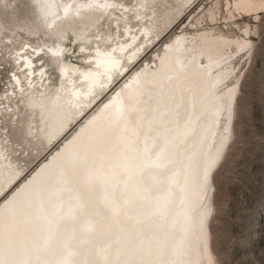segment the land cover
Segmentation results:
<instances>
[{
    "label": "bare ground",
    "instance_id": "1",
    "mask_svg": "<svg viewBox=\"0 0 264 264\" xmlns=\"http://www.w3.org/2000/svg\"><path fill=\"white\" fill-rule=\"evenodd\" d=\"M33 1L51 29L82 11L117 10L121 33L83 32L79 37L92 42L79 49L83 64L65 56L70 46H49L59 63L51 91L40 64L44 49L26 42L17 49L33 89L27 102L38 116L30 132L42 135L47 155L28 173L1 146L0 261L199 264L200 175L217 130V89L230 77L225 47L233 40L200 32L187 49L176 36L151 61L146 53L173 25L152 36L141 1ZM236 9L259 15L264 0H239ZM127 11L136 26L118 25ZM12 81L23 89L17 73Z\"/></svg>",
    "mask_w": 264,
    "mask_h": 264
},
{
    "label": "rangeland",
    "instance_id": "2",
    "mask_svg": "<svg viewBox=\"0 0 264 264\" xmlns=\"http://www.w3.org/2000/svg\"><path fill=\"white\" fill-rule=\"evenodd\" d=\"M118 1L130 7L143 3L147 11L143 10L142 23L150 26L152 36L173 25L146 53L151 61L176 36L187 49L199 43L200 32L233 40L225 47L224 66L230 77L217 89V130L202 162L194 246L199 264H264V9L259 15L239 13V0ZM116 15L117 10L104 16L82 11L51 29L33 0H0V149L4 147L18 165L26 164L28 173L45 158L47 146L41 134L30 132L29 124L38 116L27 102L33 89L28 90L17 49L25 42L44 49L40 64L48 72L45 86L51 91L58 83L59 63L47 48L70 46L69 60L74 57L83 64L79 49L83 44L91 49L92 42L79 36L121 33L114 23ZM127 15L118 25L136 26L133 14L127 11ZM14 73L22 80V90L13 84Z\"/></svg>",
    "mask_w": 264,
    "mask_h": 264
},
{
    "label": "snow or ice",
    "instance_id": "3",
    "mask_svg": "<svg viewBox=\"0 0 264 264\" xmlns=\"http://www.w3.org/2000/svg\"><path fill=\"white\" fill-rule=\"evenodd\" d=\"M108 6H109V5H108L107 3H105V4H103V5H100V7H108ZM112 6L115 7V5H112ZM70 7H71V5H69V6H67V7L65 8V15H67L68 10H69ZM50 51H51V50H50ZM53 54L58 56V55H60L61 53H60V50H56L55 52H53ZM17 83H19V82L17 81ZM0 264H5V262H4V261H0ZM62 264H71V262L65 260V261L62 262Z\"/></svg>",
    "mask_w": 264,
    "mask_h": 264
},
{
    "label": "water",
    "instance_id": "4",
    "mask_svg": "<svg viewBox=\"0 0 264 264\" xmlns=\"http://www.w3.org/2000/svg\"><path fill=\"white\" fill-rule=\"evenodd\" d=\"M68 54H69V52H65V56L68 55ZM68 261H69V260H68Z\"/></svg>",
    "mask_w": 264,
    "mask_h": 264
}]
</instances>
